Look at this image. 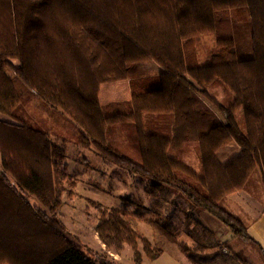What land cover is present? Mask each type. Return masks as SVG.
Wrapping results in <instances>:
<instances>
[{
	"label": "trees",
	"instance_id": "trees-1",
	"mask_svg": "<svg viewBox=\"0 0 264 264\" xmlns=\"http://www.w3.org/2000/svg\"><path fill=\"white\" fill-rule=\"evenodd\" d=\"M243 8L252 27L248 60L238 59L231 25L232 11ZM207 34L217 35L220 50L200 66L187 51ZM158 49L171 70L130 80L129 102L102 105V86L128 80L129 67L150 62ZM20 83L78 125L80 147L149 181L150 197L176 189L255 246L264 263L247 222L223 206L256 172L264 184V0H0V264H118L65 226L62 199L74 196L78 181L66 149L17 115ZM156 114L172 118L170 137L146 132L145 118ZM124 124L136 128L139 161L110 146L109 130ZM187 143L197 144L201 172L169 157ZM230 144L240 156L221 163L217 154ZM92 204L108 250L129 246L136 264L161 258L125 209ZM235 258L248 261L243 252Z\"/></svg>",
	"mask_w": 264,
	"mask_h": 264
},
{
	"label": "rangeland",
	"instance_id": "rangeland-1",
	"mask_svg": "<svg viewBox=\"0 0 264 264\" xmlns=\"http://www.w3.org/2000/svg\"><path fill=\"white\" fill-rule=\"evenodd\" d=\"M231 15L238 59L253 58L249 12L243 8L232 11ZM219 50L217 35L207 34L195 38V49H189L187 53L189 57L195 54L198 65L205 66ZM136 65H131V68L138 67ZM133 74L138 72L131 71V75L135 77ZM18 86L23 102L16 111L17 115L26 123L49 132L53 140L62 149H66L68 165L78 185L72 198L65 195L62 199L64 204L60 214L68 230L78 237L89 251L104 255L108 261L114 263L136 264L131 247L126 246L122 253H117L114 249L108 250L98 238L100 215L92 204L95 202L102 204L106 210L125 209L130 214V224L134 229L143 234L155 248L164 252L161 258L153 262L148 260L143 264H264L259 257V251L253 245L237 239L233 241L234 235L226 224L206 211L192 208L176 189L167 187L164 193L154 191L157 196L150 197L149 181L144 182L143 178L133 176L126 169L103 160L97 155L94 147L90 148L91 150L80 147L79 140L83 132L70 117L37 98L26 85L20 83ZM225 93L222 88L217 90L219 99H224L227 94ZM102 99L103 102L109 103L106 97ZM242 114L243 112L238 114L241 123ZM220 118L224 120L222 116ZM145 119L146 132L149 134L171 136L168 127L172 119L170 116L156 114L148 115ZM135 131L133 124L114 126L108 132V139L110 146L126 153L130 159L139 161ZM240 153L241 150L236 144H230L217 155L221 163L227 164L240 156ZM169 157L186 162L201 172L202 163L196 143H187L183 147L171 149ZM244 193L256 201L264 199V184L259 172L253 175ZM226 205L225 201L223 206ZM234 215L243 218V215L236 212ZM227 242L228 249L226 246H218ZM180 245H185L189 250H182ZM204 247H207L206 250ZM225 249L227 253L224 252ZM238 252H243L248 261L243 262L235 258Z\"/></svg>",
	"mask_w": 264,
	"mask_h": 264
},
{
	"label": "crops",
	"instance_id": "crops-1",
	"mask_svg": "<svg viewBox=\"0 0 264 264\" xmlns=\"http://www.w3.org/2000/svg\"><path fill=\"white\" fill-rule=\"evenodd\" d=\"M136 66L138 67H133V68H131L132 66L129 67L130 78L128 80L105 84L104 86H102L101 94H99L102 105H109L114 102H129L131 100L130 80L147 78V77H156L163 71L171 70L169 62L165 58L162 50L160 49H158L155 53H153V58L150 62L140 63V65L137 64ZM131 71L138 72V74H133L135 75V77H133L131 75ZM102 97H106V99H109V103L103 102ZM0 118L3 119L1 116ZM168 127L169 129H171L172 127L171 121H170V126ZM91 149H85V150H91ZM1 162H2V158L0 156V166H1ZM226 202H227L226 207L233 214H235L236 212L239 215L240 214L243 215L242 219H244L247 222L249 227V230L247 232H249V234L255 239L257 244L264 249V199L256 201L254 198L244 193V191H240V192H236V194L233 193L232 195H230L227 198ZM232 240L233 241L235 240L234 236L232 237ZM145 261L148 260L144 258L143 263H145Z\"/></svg>",
	"mask_w": 264,
	"mask_h": 264
},
{
	"label": "built area",
	"instance_id": "built-area-1",
	"mask_svg": "<svg viewBox=\"0 0 264 264\" xmlns=\"http://www.w3.org/2000/svg\"><path fill=\"white\" fill-rule=\"evenodd\" d=\"M224 252H226V253H227V249H225V250H224Z\"/></svg>",
	"mask_w": 264,
	"mask_h": 264
}]
</instances>
